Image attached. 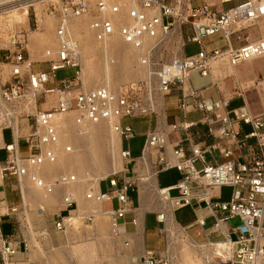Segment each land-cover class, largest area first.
I'll list each match as a JSON object with an SVG mask.
<instances>
[{
  "label": "built area",
  "instance_id": "built-area-1",
  "mask_svg": "<svg viewBox=\"0 0 264 264\" xmlns=\"http://www.w3.org/2000/svg\"><path fill=\"white\" fill-rule=\"evenodd\" d=\"M0 0V18L21 11L29 17L34 10L35 30L42 21H55L57 46H46L42 59H32L30 51V25L7 30V47L0 48V66L7 68V77L0 81V134L10 132V141L0 146L2 180L28 177L47 193L61 190L63 214L54 220V228L63 233L72 229L76 221L93 222L94 211L78 212V201L71 183L76 175L60 174L52 181L43 180L38 173L46 162L57 160L60 147L58 121L74 113L76 126L83 128L102 119L113 123V128L128 143L136 136L132 123L122 124V119L150 116L154 125L144 134L141 155L134 157L131 147L121 146L120 156L126 167L102 178L105 189L90 186L86 198L109 202L107 214L115 235L121 234L122 222L138 226L131 193H139L135 164L143 160L146 151L161 168H175L181 173L176 185L168 187L166 199L175 209L203 204L209 215L197 216L184 227H197V234L205 240H193L203 250L209 264H264V114H252L246 105L225 111L229 99L213 100L204 95L203 88L189 85L192 74L209 77L212 82L213 64L239 65L250 59L264 56V0ZM38 12L40 14H38ZM89 15V29L99 41L118 35L137 49L140 63L148 68L142 79L123 83L116 89L98 86L84 87L81 78L79 42L69 29L73 18ZM179 24H188L187 44H197L198 50L190 54L175 55L168 60L158 58V52ZM219 37L210 42L207 38ZM150 42L146 44V40ZM224 40L223 47L209 46ZM75 69L72 77L58 78L61 70ZM177 93V106L185 116L193 111L203 112L198 121L186 118L172 123L171 131H188L198 124L207 125L209 135L219 138L213 144L198 145L189 156L185 155L181 141L170 148L172 159L167 158L168 137L163 135L158 115L161 106L159 95ZM215 124H218L215 127ZM249 127L248 130L242 128ZM234 140L238 149H248L251 154L235 153L232 146L220 148L223 140ZM73 145L67 144V151ZM22 147L26 148L23 155ZM219 149L222 161L206 163L204 154ZM202 162L201 168L196 162ZM222 186L232 188L228 200H216L214 191ZM177 190V195L171 194ZM3 202V201H1ZM4 206L6 212H2ZM15 206L0 204V264H19L15 255L20 251L12 234L1 228L4 214L14 212ZM164 213L157 215L165 223ZM213 223L208 225V218ZM238 220L230 224L232 220ZM39 241L47 239L40 233ZM43 239V240H42ZM129 240L125 245H129ZM30 247L23 242L24 250ZM205 250L207 252H205ZM206 254V255H205ZM127 264H170L167 257L149 251Z\"/></svg>",
  "mask_w": 264,
  "mask_h": 264
},
{
  "label": "rangeland",
  "instance_id": "rangeland-1",
  "mask_svg": "<svg viewBox=\"0 0 264 264\" xmlns=\"http://www.w3.org/2000/svg\"><path fill=\"white\" fill-rule=\"evenodd\" d=\"M175 2V0H173ZM180 3H182L183 0H179ZM22 14L21 11L12 13L9 16H4V18H0V48H5L7 47V30L10 28H18L21 27L22 25L29 27L30 25V51H31V56L35 59H42V53H43V48L45 46H42L40 48H32L31 47V39L33 37L34 31H35V26H33L34 22V10L33 12H30V15L27 18L24 19V21H20L18 16ZM89 16V15H88ZM83 21L87 22V26L89 23V18L87 19V16L82 18ZM87 20V21H86ZM17 22H21L22 25H18ZM188 24H179L175 27V29L172 31V34L169 35L168 39L166 40V43L162 46L161 50L158 52V58L161 59L163 58L164 60H168L171 57L175 55H181L183 52L186 54H190L192 52H195L198 50V45L197 44H187L185 47L183 44L186 42V35L188 32H190ZM89 29V28H88ZM41 32L45 31L46 28L43 27L40 29ZM38 31V30H37ZM219 37V35H214L210 38L206 39V42H210L213 39ZM225 45L224 40H219L218 42L212 44L209 46V49H213L216 47H223ZM3 55V50H0V56ZM104 56V55H103ZM140 57V55H139ZM104 58V57H102ZM134 60V68L137 69L138 65L137 62V55L132 56ZM82 63H83V58H82ZM238 70L241 75H249L252 77H256V73H259L260 71H264V57L258 58V60L253 61V62H244L238 66ZM75 69H65L61 70L57 73V77L64 78V77H72L74 75ZM198 74L194 73L191 76V82L193 85H198L201 80L197 77ZM7 77V68L0 66V81L4 82ZM87 77L83 76L82 80L84 82L85 88L92 89L91 86H88L85 84V79ZM144 77H139L137 79H142ZM248 78V77H245ZM209 79H205L204 81H207ZM261 80H264V76L261 74L257 78H255V83L251 84L250 86H245L243 88L239 87L237 79L234 76H230L224 79L217 80L216 86H219L220 90L226 93H233V92H240L241 94H253L256 92L257 85ZM224 83H229V87H225V89L222 88ZM123 84V81H119L113 89H116L120 87ZM104 86V85H103ZM236 86V88H235ZM106 87V86H105ZM216 89H218L216 87ZM160 96V95H159ZM158 96V99H159ZM238 96V95H237ZM241 97V96H238ZM159 99L160 101L162 100V95ZM256 100V98H254ZM252 102V100H251ZM166 106L168 109V113L171 115L172 110L175 106V96L173 94H169L166 97ZM71 119L74 122V115L71 117ZM122 124L126 125L128 123H132L135 131H136V136L130 140L128 143L127 141L124 142V146H127L128 144L131 147L132 155L134 157H138L141 153V148L144 142V134L146 130L150 127V117L148 116H138L134 117L133 119L125 118L122 119ZM74 125L76 126L75 122ZM106 125V126H105ZM103 129H99L98 137L101 140L102 143V149L105 147L103 151H101L100 156L104 159L105 162V168L106 169H111L114 163V158L115 160L121 161L123 165L126 167L125 161L120 156V148L117 147V140L120 136L117 135V133H112L110 131V128L107 126L105 123ZM153 125V123H151ZM78 127V126H76ZM80 128V127H78ZM5 138L6 140H10V133L9 131L5 132ZM71 144L73 145L71 148V151L75 149H79V146L74 142H63V147L66 149V145ZM67 150V149H66ZM22 152L23 155H26V148L22 147ZM4 152H1L0 157L3 158ZM155 156L152 157V160L150 161L151 166L149 169V172L152 174V178L149 181H141L137 180V184L139 186V193L141 190L142 193V203L145 202L146 205H138L137 203L135 206L137 207L136 213L138 214L139 218L141 219L140 211L139 208H143L146 210L144 214H151L148 215L147 218V227L152 228L154 224V218L152 215H160L161 211V206L159 207L158 205V199L159 197L156 196V191L154 187L155 182V172L156 175L158 174V170L161 168L155 160ZM123 166V168H124ZM122 168V169H123ZM74 169V168H72ZM93 165L88 164L83 169V174L84 173H92L93 174ZM119 171V170H118ZM135 174H139V176L143 177L147 173V167L144 164V161L141 159L135 164ZM60 174H66V175H76V178L78 180V172L75 170H69V169H60L58 172L50 175L47 178V181H52L55 179L58 175ZM157 177V176H156ZM178 177V172L174 169H167V170H162L158 174V183L160 186L171 184L176 181ZM83 183V179L77 183ZM85 182V181H84ZM13 186L16 188L14 191L13 197H11L9 200L12 202H15L14 204L9 205L10 207L15 206L17 208L16 211L11 212L14 223L16 224L17 231L14 233L15 239L23 243L25 240H27V237L33 236V240L40 235V233H47V236L50 234V241L47 239L45 243H41V241L38 240L39 246L41 247V252H44L40 257H37V263L36 264H46L44 263L46 261L45 258L50 259L49 261L55 262L54 261V254H61V258L63 259V264H127V262L130 259L135 258L138 254L135 253V246L134 242L129 239L130 244L125 245V241L128 240L123 229H121V238L115 239L111 236V222L110 218L107 215H99L95 216L93 222H83V221H76L75 225L72 229L63 232V233H58L56 232L55 228L52 226V219L54 213L58 212V206L60 203L55 202L51 203L50 205H43V204H37V202L32 198L26 199L23 193V188H27V190L34 191V189L41 188L36 185L30 186L27 184H24L23 181L18 180L16 178H13L12 180ZM86 183V182H85ZM105 189V182H102ZM94 186L91 178H88V183L85 191H83V194L86 195V192L88 190L89 186ZM95 187V186H94ZM176 190H172L171 194L175 195ZM232 193V188L229 186H224L221 189V198L224 200H227L230 198ZM77 195V194H76ZM131 196L135 199V193H131ZM61 200V197H59ZM145 200V201H144ZM25 201V202H24ZM31 204H27V203ZM50 206V207H49ZM110 206V203L107 202L104 206V209L107 210L108 207ZM163 204V208H164ZM46 207H49L47 209ZM174 207V206H173ZM6 208V209H5ZM40 208L45 211H40ZM7 207L4 206L2 209V212H6ZM92 210H78V212L85 214L89 213ZM164 212V211H163ZM64 213V212H63ZM173 214L175 217L176 222L179 224L178 230L184 231L185 234L188 236V239L190 240V236L198 241L201 242L205 240L204 234H197V231L199 230L197 227L191 226L188 229H184L185 225H188L193 221L195 218V213L191 209V207H184V208H178V209H173ZM44 215V222H41L40 219ZM167 220V213L165 215V221ZM238 220H232V223H237ZM213 223V219L210 218L208 219V225L210 226ZM158 227V234L159 236L162 237V239H159L158 247L156 249V253L159 255H163L167 257L170 261V264L172 260H174V264H180L176 256L171 255L172 249L168 246L170 243H173L174 245L178 246L180 243V246L182 247L184 244L188 246L190 250L193 251L194 255L198 258L201 259L203 256V250L201 247L197 245V247H194L193 244L187 240V237H184V235L181 234L182 239L184 241H176L173 240L169 235H168V228H166L165 223H159ZM55 229V230H54ZM139 229V226H138ZM145 229V227H144ZM6 231V229H5ZM178 231V232H180ZM140 232V231H139ZM177 232V234H178ZM144 233V230H143ZM142 232H140V235H143ZM49 237V236H48ZM30 241V240H29ZM192 241V240H191ZM34 245V246H33ZM32 242L31 248H37L39 247ZM173 246V245H172ZM25 252V250H23ZM40 252V251H39ZM176 252V251H175ZM174 256V257H173ZM174 258V259H173ZM29 259L33 262L35 261L34 259L29 258V256L25 253L24 259H21V262L19 264H27L29 263ZM222 264V263H219Z\"/></svg>",
  "mask_w": 264,
  "mask_h": 264
},
{
  "label": "bare ground",
  "instance_id": "bare-ground-1",
  "mask_svg": "<svg viewBox=\"0 0 264 264\" xmlns=\"http://www.w3.org/2000/svg\"><path fill=\"white\" fill-rule=\"evenodd\" d=\"M38 14L40 13L38 12ZM86 16L87 19L91 18L88 15ZM18 17L20 21H24L25 18L28 19L25 13L21 14ZM82 18H84V16L73 18L70 22L69 29L79 42L81 60L83 58V63L81 61L80 75L81 78H83V76L87 77L85 79V84L91 86L92 88L104 85L110 89H113L119 81L127 83L130 81L137 80V78H139L140 76H147L148 68L147 66H144L140 63V53L137 49L125 43L122 38L118 35H115L111 39L106 41L97 40L94 33L90 29H88L89 26H87V22L83 21ZM43 27H45L46 30L41 32L40 29H42ZM149 42L150 39H147L146 44H148ZM42 46H57V38L55 34V21L51 18H46L44 21H42L39 28L34 31L33 37L31 39L32 48H40ZM135 55H137L138 59V63H136L138 65L137 69L134 68V60L132 58V56ZM31 57L32 59H35L33 55ZM262 57H257L254 59ZM225 64L228 65L229 68L230 66H237L227 63ZM225 64L221 62H215V65H217L218 71L220 72L217 73V75L220 77H223L226 73ZM227 71L231 72L232 70ZM236 93L237 95L241 94L240 92ZM160 97L161 95L159 96V99H161ZM73 115L74 113H70L58 121L60 147L57 150V160L55 162L44 163L38 170L39 176L43 180L47 181V178L50 175L58 172L60 169L75 170L79 174L78 180L74 183H71L69 188L75 191V193L77 194L76 196L78 201V210L81 211L94 209L93 211L95 212L96 216L104 214L107 215V211L102 209V202L87 199L86 195L83 194V191H85L87 187L88 178H91L94 186L97 187L99 180L107 177L113 172L121 170L124 166L121 161L117 162L114 158L112 168L109 170L105 168L104 159L100 156L99 153H101V151L106 148L104 147L102 149V143L98 137L99 129H103L106 123L112 133H117L118 136L120 135L117 131L114 130L113 123L105 119H102L95 123H90L83 128H78L74 125V122L71 119ZM71 141H74L79 146V149L77 148L73 151H67L65 147H63V142ZM117 147L120 148L119 138L117 140ZM88 164L93 165V174L90 172L87 174H83V169L88 166ZM151 178L152 174L149 172V165H147V173L142 177V179L143 181H149ZM20 179L24 182V184L30 185L32 186V188L35 185L28 177H21ZM81 179H83V183H77L78 181L80 182ZM1 181L2 179L0 176V183ZM154 187L157 194L156 196L159 197L158 205L162 208V212L160 214L164 213V215H166L167 213V220L165 222V226L166 228H168V235L173 240L183 242L184 239H182L181 237L182 234L184 235V237H187V240L190 241L194 247H197V244L193 240H189L188 236L183 230H178V228H180L179 224L175 221L173 216L174 207L166 199L168 189L160 188L156 185V183H154ZM23 193L26 199L30 197L34 200L35 198L36 202L43 205H50L51 203L55 202L62 204L61 200L59 199V197H61V190L59 189L55 190L54 193H47L43 188L34 189L33 192L27 190V188H23ZM141 198H143L142 194ZM163 204L165 205L164 208ZM143 205H146V203L143 202ZM40 211L42 212L43 209L40 208ZM110 233L111 236L115 239L121 238L120 235H115L113 233L112 228ZM29 245L31 246V241H29ZM168 246L173 251L171 252V255L176 256V259L180 264H209V260H207L205 256H202L201 259H198L194 255L193 251L190 250L188 246H186V244L181 247L180 243L178 246L174 245L173 243H170ZM205 252L207 251L205 250ZM171 264H174V260H172Z\"/></svg>",
  "mask_w": 264,
  "mask_h": 264
},
{
  "label": "crops",
  "instance_id": "crops-1",
  "mask_svg": "<svg viewBox=\"0 0 264 264\" xmlns=\"http://www.w3.org/2000/svg\"><path fill=\"white\" fill-rule=\"evenodd\" d=\"M183 54H185V52H183L181 55H183ZM256 60H258V59H253V60H250L247 62L250 63V62H253ZM239 65L230 66V68H229V66L225 64V72L227 73L228 72L227 70H232V71L231 72L229 71L230 73L229 72L227 74L225 73V75L223 77H220L217 75V73H220V72L218 71L217 65H215V63H214L213 64V71H212L214 82H212L211 78H209V77H200L198 75L197 77L201 80V82L198 85H193L191 82V77L189 79V85L192 87H195V88H203L204 89V95L206 97L211 98L213 100H219L222 98L229 99V106L227 108H225V111L220 110L217 114L218 117L220 115L224 114V112L226 114L227 112H230L232 109H234L236 107L243 106V105H246L252 114H255V115L256 114H264V80H261L259 82V84L257 85L258 90L256 92H254L253 94H248V93L239 94L238 96H241V97H238L236 92H233V93H231V91H230V93L223 92V90L222 91L220 90L219 86H216L217 80L224 79V78H227L230 76H234L237 79L239 87L243 88L245 86H250L251 84H254L255 78H257L259 75L262 74L264 76V71H260L259 73H256V75H255L256 77H252V76L249 77L250 74L249 75L248 74L247 75H241L239 70H238ZM245 77H248V78H245ZM205 79H209V80L204 81ZM216 87L218 89H216ZM225 87H229V83H224L222 88L225 89ZM235 88H236V86H235ZM172 94L175 96V106L172 110L173 111L172 114L170 115L168 113V109L166 106L167 95L165 97H164V95H162V100L160 102L161 106L158 109L159 115L157 116L158 121H159V126L161 127L163 135L165 136V134H167V137H168L169 148L167 149V158L170 160L172 159V156L170 153V148L173 145L177 144L179 141H181V145L184 148L186 156L191 155L192 149L196 146L198 147V145H205V144L208 145V144H213V143L219 142V138L217 136L208 134L207 125H205V124H198L195 127H192L191 129H189L188 131H182V130L181 131H171L170 130V125L172 123L179 122L185 118L187 120L198 121L203 116V112H200V111H193V112H190L184 116L179 111L178 106H177V93L174 92ZM254 98H256V100H254ZM251 100H252V102H251ZM148 117H150V116H148ZM151 123H153V125H154V120H152L150 117V127L149 128H151L153 126V125H151ZM217 126H218V124H215V127H217ZM242 128H244V130L249 129V127L247 125H243ZM6 131L7 130L2 131L0 134V146L4 145L5 143L10 141V140H6V138H5V132ZM10 139H11V137H10ZM119 142H120V148H121V146L124 145L125 141L119 137ZM233 143H234L233 139L232 140H223V141H220L218 146L220 148H222L224 146H232L236 150L235 153H237V154L243 153L246 156H250L251 152L248 149H246V148L238 149V147L236 145H234ZM1 152H4V151L0 150V154H1ZM140 155H141V153H140ZM150 159H151L150 154L148 152H146V155H145L143 161H144V164L146 165V167H147V165H149V169L151 166ZM204 159H205L206 163H210V164L219 163L222 161V154H221L219 149H214L212 152H206L204 154ZM195 165H196V167L201 168L204 165V163L198 161L195 163ZM168 169L176 170V172H178V177H177L175 182H173L171 184L160 186L158 183V174L162 170H167V168H160L157 172L158 173L157 175L155 172V182H156V185L160 188H168V187L174 186L181 179V173L177 169H175V168H168ZM12 180H13V178H9V179L2 180L0 183V204L3 203L5 205H7L8 207H10L9 205L15 203V202H12L11 200H9L11 197H13L14 191L16 189L13 186ZM141 181H143V179H141ZM99 182H100V180H99ZM99 182H98L99 189H103L104 188L103 184L101 183L99 185ZM98 186H97V188H98ZM222 187H224V186H222ZM222 187H220L217 191H214L215 196H217L216 200H224L221 198ZM141 194L142 193L140 190V193H138V194L135 193V199L132 197L134 205L136 203L138 205L141 203L140 204L141 206L143 205ZM175 195H177V192ZM89 200H91V199H89ZM1 201H3V202H1ZM106 203H104V202L101 203L103 210H105L104 206ZM27 204H31V203H27ZM37 204H39V203L37 202ZM141 206L139 208V211H140V215H141L142 220L140 219V223L138 225L139 229H138V226L136 227L129 222L130 217H127V219H125L122 222V229L124 231V234L127 237H129V238H127L128 240L131 239L134 242V246H135L134 250H135V253L138 254L136 257H141L144 254L148 253L149 251L154 252L155 254H158L155 251L157 248H159L158 247V243H159L158 240L162 239V237L159 236V234H158V227L157 226L159 225L160 222H158V220H157V215L156 216L152 215V217L154 218V224H153L152 228L151 227L148 228L147 227V218H148V215H151V214H144V212L146 210L144 209V206H143V208H141ZM49 207H46V208L49 209ZM187 207H191V209L194 211L195 218L197 216L209 215L208 209L203 204L195 205V207H192V206H187ZM45 209L43 211H45ZM89 210L93 211L94 209H89ZM61 214H63V205L60 203L58 206V212L54 213V215H53V219H52L53 228H54L53 223H54L55 218ZM173 216H174V214H173ZM40 217H41L40 221L44 222V215H42ZM195 218L193 219V221L195 220ZM210 218H212V217H209L208 219H210ZM174 219H175V217H174ZM1 220H2L1 228H2L3 233L9 234V235L10 234L14 235V233H16V231H17V228H16V224L14 223L12 214L10 212H7L6 214L3 215ZM230 224H234V223H232V221H231ZM144 227H145V229H144ZM141 228H142V231H141ZM5 229H6V231H5ZM143 230H144V233H143ZM55 231L58 233H61L57 230H55ZM139 231L142 232L143 235H140ZM48 236H47V239L50 241V239H51L50 234ZM47 239L46 240L42 239L43 240L42 242L45 243L47 241ZM29 240L31 241V244H32V242L34 244L36 242V245L39 246V244H37L38 243L37 238L35 241V239L33 240V236H32V238L28 236L27 241L29 242ZM17 244H18V247L20 248V251L15 255L14 258L18 262H21V259H24V255L26 253L29 256V258L31 256V258L35 260L32 262L29 259V263L27 262V264H36L38 261L37 257L38 256L40 257L42 254H44V252H41L40 246L35 248V249L29 247L28 250H25V252H23V250H24L23 243H20L17 241ZM45 259H46V261L44 263H46V264H63V259L61 258V254H58V253L54 254V261L55 262L49 261L50 259H47V258H45Z\"/></svg>",
  "mask_w": 264,
  "mask_h": 264
}]
</instances>
